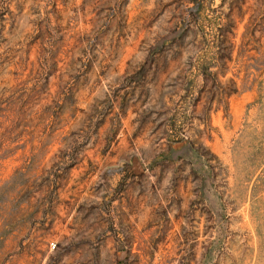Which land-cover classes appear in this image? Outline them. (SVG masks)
I'll return each mask as SVG.
<instances>
[{
	"label": "rangeland",
	"instance_id": "obj_1",
	"mask_svg": "<svg viewBox=\"0 0 264 264\" xmlns=\"http://www.w3.org/2000/svg\"><path fill=\"white\" fill-rule=\"evenodd\" d=\"M0 264H264V0H0Z\"/></svg>",
	"mask_w": 264,
	"mask_h": 264
}]
</instances>
